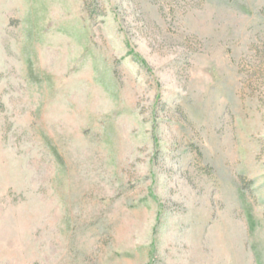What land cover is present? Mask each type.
I'll list each match as a JSON object with an SVG mask.
<instances>
[{"label":"rangeland","instance_id":"374dc122","mask_svg":"<svg viewBox=\"0 0 264 264\" xmlns=\"http://www.w3.org/2000/svg\"><path fill=\"white\" fill-rule=\"evenodd\" d=\"M0 264H264V0H0Z\"/></svg>","mask_w":264,"mask_h":264}]
</instances>
